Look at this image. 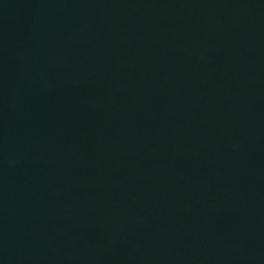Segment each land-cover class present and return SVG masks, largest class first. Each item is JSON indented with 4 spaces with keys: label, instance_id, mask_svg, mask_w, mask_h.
Listing matches in <instances>:
<instances>
[{
    "label": "water",
    "instance_id": "obj_1",
    "mask_svg": "<svg viewBox=\"0 0 264 264\" xmlns=\"http://www.w3.org/2000/svg\"><path fill=\"white\" fill-rule=\"evenodd\" d=\"M0 264H264V0H0Z\"/></svg>",
    "mask_w": 264,
    "mask_h": 264
}]
</instances>
